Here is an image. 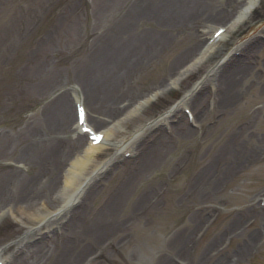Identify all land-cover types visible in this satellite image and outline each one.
Returning a JSON list of instances; mask_svg holds the SVG:
<instances>
[{
	"label": "rangeland",
	"instance_id": "1",
	"mask_svg": "<svg viewBox=\"0 0 264 264\" xmlns=\"http://www.w3.org/2000/svg\"><path fill=\"white\" fill-rule=\"evenodd\" d=\"M225 1L214 4L219 8ZM256 1L249 20L238 25L228 40L230 47L222 52L230 55L226 57L231 61L227 73L247 65V58L253 69L231 101V108L221 111L213 80L199 95L203 97V115L197 117L193 105H188L195 117L193 125L181 110L192 132L174 134L170 127L178 125L179 116L171 115L168 122L154 128L152 122L175 107L204 78L209 65L222 61V53L211 57L199 70L190 68L192 61H183L175 71L181 79L179 85L166 93L158 89L157 77L170 79L168 82L177 77L171 78L168 67L188 45L189 38L184 42L188 32L194 29L204 36V28L213 32L216 27L230 25L232 18L209 19L199 26V15L183 16L174 17L172 24L166 25L158 13L155 21L139 18L146 6L156 3L154 0H0V78L7 71L13 73L11 82L1 90L0 191L13 173L36 183L56 173L58 190H73L63 176L81 157L85 145L69 154V137L77 135L75 114L72 111L66 121L57 107L63 101L74 105L80 82L88 89L84 63L92 54L102 53L113 38L120 37V20L125 15H135L131 28L151 39V44L158 43L159 57L146 68L144 76L130 85L136 91L134 101L140 103L146 95L160 91L149 104L117 125L85 173L78 174L81 181H97L85 201L84 193L56 219L68 192L63 196L54 194L49 202L56 203L49 206L43 198L16 207L10 197L0 196V251L23 264H57V254L62 255L60 244L69 250V240L63 241L69 234L71 216L87 218L93 210L103 209L122 185L131 188L132 195L116 215L118 228L107 231L97 244L82 240L77 253L85 246L89 251L82 258L74 255L79 259L77 264H158L161 259L171 264H194L201 256L213 262L222 258V264H264V0ZM159 3L153 12L159 8L168 11L170 5ZM253 25L259 26L258 30ZM199 44L197 50L204 41ZM185 68L190 70L180 76ZM145 134L148 137L143 142L147 146L138 144L139 151H132L129 157L125 149L118 155L119 146ZM161 139L167 141L162 145ZM57 147L63 161L59 168H51L45 154L52 149L56 153ZM225 149L229 155L221 159L218 153ZM155 153L158 164L140 177L130 178L134 171H141L138 164L148 156L155 157ZM235 160L237 166H231ZM106 162L108 167L102 169ZM210 166L207 176L199 178ZM144 195L147 203L136 206ZM82 201L87 210L80 205ZM194 218L199 219L196 224ZM181 235L185 239L178 246Z\"/></svg>",
	"mask_w": 264,
	"mask_h": 264
},
{
	"label": "bare ground",
	"instance_id": "2",
	"mask_svg": "<svg viewBox=\"0 0 264 264\" xmlns=\"http://www.w3.org/2000/svg\"><path fill=\"white\" fill-rule=\"evenodd\" d=\"M216 1L217 0H154V2H156L154 4L155 6L152 5L154 7L146 6L144 12L141 11L142 14H140L139 18H141L142 21H153L157 18L158 13L163 15L161 16L162 21L166 23V25L172 24L170 20L174 17L180 18L183 16H188L191 18L195 17L196 15H199L198 17H200L197 21L199 23V26L204 25L209 19L231 20L232 18L233 20L231 25L227 27L225 34L221 36L219 40L213 39L214 41H210V43L208 41L218 30L213 31V33H211V37L207 39L206 37L211 32V29L207 30L206 28H204V36L198 35L194 29L191 32H188L186 35L187 37L184 39V42L187 38L190 39L188 45L182 51L181 56H179L177 60L175 59L176 61L174 60L169 63L168 73H171V78L177 76V72L175 71L178 70L177 67L183 61H192V65H190L191 68H193V70H199L203 68L206 63H208L211 57L219 55L218 52L222 53L225 48L230 47L228 45L229 38L235 32L240 23L249 20L252 9L256 5L255 0H226L224 4L218 8L214 4ZM157 3L165 6L170 5V7H168V11H164L162 8H159L157 12H153L152 10L157 7ZM241 6H244L245 9H240ZM128 15L127 17L125 15L120 20V28L118 30V34L120 35V37H117L115 39L113 38L114 40L112 39V42L106 45L102 53L99 52V54L96 55L92 54V56H89L88 60H86L87 62L84 63L85 72H83V75L86 80L88 89H86V85L80 82V84H78L80 90L78 89L75 95L77 100L84 102V105L86 107V121L88 126L91 127L95 132H103L106 134L105 142H103L104 144L94 149L88 148L89 150H91L90 154L82 155L80 159H77L73 163L71 170H69L63 176L66 179L67 184H69L70 186L72 185L73 187V190L69 189V192L67 191V187H62L60 190H58L56 185L58 183L59 178L56 177V173L51 174L50 178L47 181H43L41 179V182L37 183L34 179H21L18 177L17 173L10 174L8 178L9 180L5 185V189L2 188L0 191V196L3 197L5 195L7 197H10L16 207L20 206V204L23 203H34L36 201H42L43 198L45 200H48V206L51 204L53 205L56 202L53 203L49 201H52L51 199L53 198L52 196L54 194L56 195L58 193L63 196L68 192L69 194L67 196H64V198H66L62 201L60 211L56 214L57 219L60 214L62 215L68 210L70 199L79 198V200H81V196L85 193L86 195L83 197V200L85 201V199L88 198L89 194H91V191L95 188L94 184L97 181L89 179L86 185L83 186V182L87 179L81 181V178L79 179L78 174L82 176V174L85 173V170L89 166L93 157L99 152V150L103 148V146L106 144V141H108L109 138L112 136L111 133L113 134V132L117 130V126L116 124H114L115 121L119 118V121L122 124V122L125 120L124 116L126 117L135 114L142 108L143 105H145V103L143 102L138 103L137 101H134L136 91L134 87L130 85L132 82L133 84H135V82L139 80L138 78L144 76L146 74V68L152 65L155 59L159 57L157 53L158 43L151 44V39H149L145 35H142L141 32L137 33L134 29H132L130 25L131 23H135V21L133 20L136 17L132 14H130L129 16ZM183 21H181V23ZM163 24L161 26H164ZM184 26L185 25H183V27ZM253 26L255 30H258L259 26ZM203 41H205L204 44H206L207 42L209 43L205 45V47L207 46L206 49L204 50V47L200 50H197L200 45L199 43ZM230 51L233 52L234 49H230ZM196 55L197 57H195ZM227 56L228 54L222 53V61L220 59L219 62L212 63L211 65H209L205 70L204 79L199 84L195 85L191 91H187L183 99L176 107L172 108L171 111H169L167 114L153 121V128L157 125H161L162 123L167 122L170 119L169 116L173 114L175 117L179 116L180 118V122L177 126L170 127L171 131L174 132V134L181 131H183L184 134L192 132V130L189 129L190 124H187L188 126L185 125L186 122L183 114L181 113V108H186V106L192 104L197 114V117H201L203 115V111L201 109L203 97H199V95L203 93L204 88L206 87L205 85H208L209 82H212L213 80L215 82L213 86V91L216 92L214 96L216 95V98L220 99L219 105L222 104V108L219 107V105L217 107L221 108V111L224 112L228 108L230 109L232 106L231 101L236 99V94H238V90L242 88L244 81H246L247 78L251 75L253 69L250 66L251 59L247 58L246 61H244L247 65L244 66L243 64L242 66H239L236 69H232L234 70L232 71V73H227V67H229L228 65L231 63L230 60L225 62ZM188 71L189 70L186 69L183 75H185V73H187ZM156 80L157 83H160V87L158 89L162 92H166L170 88H173L177 86V84H179V78L174 82H168L170 79L167 80L166 78L164 79L162 77H157ZM195 92H197L198 94L195 99H193V95ZM148 95L144 97L145 102L149 101L150 98H152H146ZM72 105L73 104L70 102L68 103V101H63L60 102L59 107H57L59 109V112L63 114L62 118L66 119V121L69 120V117H71L72 111L73 114H75V129L77 130V135L69 137V154H73L77 148L87 142L86 138L79 134L80 126H78L77 108L76 106ZM100 116H103V118H100ZM109 118H113V121L111 122V124L104 126V124L107 120H109ZM99 125H103L101 126L102 128H99ZM146 135L147 134H145L143 137H135L126 141L124 144L118 147V153L121 152L124 148L129 149L133 148L134 146H136L135 152L139 151L138 144L145 143L143 142V140H145L144 138L148 137ZM166 141L167 140L161 139L160 143H162L163 145ZM144 146L147 145L144 144ZM59 150L60 148L57 147L56 153L55 150L52 149L45 154V161L47 163L51 161L49 167L56 168L61 165L63 158H61L58 154ZM225 154L229 155L227 149H225L223 152L218 153V156H220V158L222 159V156H226ZM111 160L113 159L111 158ZM157 162V154L155 155V157L148 156L147 159H144V161L142 160L138 164L142 167L141 171H139L140 169L134 171L130 174V178L133 179L134 177H140L142 172L145 173L150 169L154 168L158 164ZM237 164V160L230 163L231 166L233 165L235 167L237 166ZM107 166L108 165L106 162L102 169ZM211 166L207 167L200 174L199 178L206 177L207 172L209 171ZM224 169H226L225 172H228V167H225ZM131 190V188L127 189L126 187L120 185L119 190L110 200V202L103 207V209H99L96 211L93 210L87 218H83L80 214H74L73 218L71 216L69 222L67 223L69 234L65 236L63 241L65 242L69 240V250L67 249V245L60 244L59 250L61 251L62 255L60 257V253L57 254V264H66L67 262H69V264H77L79 259L76 260L77 258H75L74 255L76 254L78 255V257L82 258L89 251V248L87 249V247L85 246L77 253V250L80 249L79 244L82 240H90L91 242L89 244H97L103 239V237H105L107 231L112 228H118L115 223L116 215L119 213V208L126 204V202L130 201L132 195ZM146 195L137 200L135 202V205L138 206L139 204L143 205L147 203ZM199 195L203 196L201 194ZM84 201H82L80 205L84 204V209L87 210L88 207H85ZM259 215H262L261 211L259 212ZM53 217L55 216H49V219H52ZM192 221L194 222V224H196L199 219L194 218ZM184 239V235H181L177 239L178 246L179 244H182ZM188 243H190V241ZM57 247L58 246L53 248L56 250ZM89 247L91 248L93 246ZM184 248L185 246L177 251V257L182 255ZM4 252V250L0 251V260L3 259L2 257L4 255ZM79 254L81 255L79 256ZM34 258H38V256L36 255ZM200 258H202V256ZM200 258L197 261H194V264H222L224 261V259L222 258L217 260L216 262H213L212 259L209 258ZM12 259V256H6V260H10L9 264H23L22 260H20L19 262L16 259ZM41 260L43 261V259L41 258L39 260V263L41 262ZM33 261L34 259L32 260V262ZM158 264L171 263L169 260L161 259Z\"/></svg>",
	"mask_w": 264,
	"mask_h": 264
},
{
	"label": "trees",
	"instance_id": "3",
	"mask_svg": "<svg viewBox=\"0 0 264 264\" xmlns=\"http://www.w3.org/2000/svg\"><path fill=\"white\" fill-rule=\"evenodd\" d=\"M16 61H18V58H17V60ZM15 63V61L13 62V64H12V66L11 67H13V65H15L14 64ZM12 74L13 73H9L8 71H7V73L6 74H4V75H2L3 77L2 78H0V103L2 102L1 101V99L3 98V96H2V89L5 87V85L10 81L11 82V80H12Z\"/></svg>",
	"mask_w": 264,
	"mask_h": 264
},
{
	"label": "snow or ice",
	"instance_id": "4",
	"mask_svg": "<svg viewBox=\"0 0 264 264\" xmlns=\"http://www.w3.org/2000/svg\"><path fill=\"white\" fill-rule=\"evenodd\" d=\"M100 138L99 137H93V140H99Z\"/></svg>",
	"mask_w": 264,
	"mask_h": 264
}]
</instances>
